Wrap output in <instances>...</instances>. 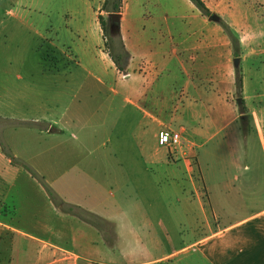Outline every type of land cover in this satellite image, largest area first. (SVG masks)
<instances>
[{
	"label": "rangeland",
	"instance_id": "374dc122",
	"mask_svg": "<svg viewBox=\"0 0 264 264\" xmlns=\"http://www.w3.org/2000/svg\"><path fill=\"white\" fill-rule=\"evenodd\" d=\"M101 1L0 0V221L19 229L0 223V264H59L63 253L58 247L79 255L77 264H138L140 259L172 252H179L175 260L158 264H186L198 253L180 250L202 232L194 224L200 209L192 198L201 177L197 160L207 180L205 188L198 185L210 199L206 198V207L221 213L223 221L262 206V199H234L231 192L227 196L225 188L234 185V176L242 180L258 175L262 180L257 184L264 189L261 146L243 117L232 122L231 117L220 119L217 128L224 130L215 136L210 131L198 141L202 147L184 152L191 176L182 160L163 148L158 154L157 124L144 121L147 125L139 134L136 111L123 108L122 98L135 88L144 69L139 66L118 74L99 23L103 15L110 26L109 14L102 10L105 0ZM185 1L123 0L121 34L123 29L130 35L137 56L149 59L153 52L160 59L167 54L158 69L155 98L169 99L172 86L179 89L186 81L172 54L174 47L183 55L179 43L197 26ZM208 1L210 14L218 15L220 22L235 32L231 19L261 42L260 52H244L237 69L249 80V93L264 90V0ZM220 22L211 21L213 27L223 29ZM161 41L164 48L159 47ZM99 49L107 52L110 64L101 59ZM228 65L231 71V56ZM210 72L200 76L203 93L191 88L179 96L180 102L213 104L207 82ZM111 91L121 95V103L116 101L112 108ZM240 96L236 90L228 100L236 103ZM66 107L67 118L79 116L72 129L56 140L39 139L36 131L45 126L32 120L47 114L61 116ZM223 111L230 114L229 109ZM206 115L198 108L180 124L189 131L206 128ZM68 205L102 212L112 220L113 232L103 235L90 224L76 222ZM190 225L197 229L190 230Z\"/></svg>",
	"mask_w": 264,
	"mask_h": 264
},
{
	"label": "crops",
	"instance_id": "0c3cea01",
	"mask_svg": "<svg viewBox=\"0 0 264 264\" xmlns=\"http://www.w3.org/2000/svg\"><path fill=\"white\" fill-rule=\"evenodd\" d=\"M125 1V0H124ZM103 2V0L101 1ZM100 2V3H101ZM209 8V1L205 0ZM186 6L193 14V19L196 21L197 26L188 33L180 42L179 47L182 52V56L179 53V49L173 47L172 54L175 55L179 64L182 67L183 74L186 77V81L179 86V89L182 88L180 93L179 89L174 86L170 89V98L160 99L154 97L155 86L159 80L158 69L161 64L167 61V54H161L162 57L158 59L156 56H159V53H153L149 55V59L145 57L137 56V52L131 46V37L124 33L122 29V37L124 43L128 50H131V61L128 69H136L139 66L144 69V72L138 74L139 79L135 84V88L130 90L123 98V108L131 107L133 108L135 114L138 117V129L139 134L143 127V131L146 127V120H148L149 125H158L159 132L156 135V139L159 141V134L163 131H182V146L173 154L174 157L178 158V161L182 160L183 168L187 174L189 170L188 159L185 158L184 152L191 151L194 147L196 150L202 147V144H199V140L206 136L210 131L214 133L212 136H215L224 128L219 127L220 119L224 117H231L229 122L237 120L239 117H243L246 123H251L252 131L255 134V137L258 139L262 154H263V164H264V90L258 89L255 92H250V82L245 76L243 77V89H242V99L244 100L245 108L244 112L240 110L238 106L239 103H233L228 99L233 97L236 92V70L237 68L230 67L228 62L233 58V48L229 36H227L223 29L213 27L210 20L205 19L204 15L195 7V5L190 1H185ZM122 28L124 14H122ZM232 26L234 27L235 32L239 36L240 42V56L241 61L245 58L246 51L250 53L260 52L261 42L254 39V37L246 32L242 27H238L237 24L231 20ZM97 25V24H96ZM100 34V33H99ZM101 37V45L105 43ZM83 40V39H82ZM84 41V40H83ZM170 44V42H169ZM264 45V44H263ZM160 48H164L165 44L163 41L159 43ZM104 61L107 60V52L105 50L100 51ZM262 52H264V47H262ZM81 57V56H80ZM82 59V57L80 58ZM83 61V59L81 60ZM80 61V63H81ZM222 61L223 64H220ZM225 62V64H224ZM109 63V62H108ZM110 64V63H109ZM210 64V66L208 65ZM149 65V66H148ZM208 65V67H207ZM147 68H143V67ZM140 68V69H141ZM211 69L210 75L207 78V82L212 87L213 96L209 97L214 101L213 104L204 106L196 103L190 99L186 101L179 100V96H184L186 92L194 90V92L203 93V85L200 84V76L205 70ZM225 68L226 73L222 72ZM117 72V71H116ZM118 74H121L118 71ZM101 82L100 80L98 81ZM261 81H258L260 84ZM111 96H108V101L110 103V108L113 107L116 101L121 103V95L118 91H111ZM205 109L206 119L204 124H207L208 127H194L189 131L186 126H182L180 122L182 120L188 119L187 113L191 112L195 114L196 109ZM121 112V104L119 105ZM230 110V114L227 115L223 110ZM68 111V108H65V111L61 116L53 117L51 115L37 117L32 122L43 123L45 128L36 131L39 139H51L56 140L59 137H63L70 129L76 124V117L78 115H71L67 118L68 115L65 113ZM165 118L166 120H163ZM210 125H212L210 127ZM215 128V129H214ZM188 134H192L193 138L188 137ZM141 138V137H139ZM195 141V142H192ZM140 146V142H139ZM159 153L162 152V146L159 145ZM56 149V147H55ZM165 148H163L164 150ZM166 150V149H165ZM167 151V150H166ZM168 153V152H167ZM187 154V153H186ZM179 156V157H178ZM198 157V155L196 154ZM4 158V157H2ZM198 159V158H197ZM10 162L11 159H8ZM31 167L35 166L30 162L25 163ZM197 168L201 174L200 183L195 186L196 190L193 191V197L197 200L199 209H200V218L198 221H195L194 224L202 231L201 234L184 247V251H195L198 253V256L189 258L186 261V264H264V189L259 188L257 182L262 180L258 175L256 176H247L241 180V177L234 176L231 182H235L234 185H228L226 188L229 196L230 192L233 193L234 199L250 198L251 202L258 201L262 199V206L258 209L252 210L250 213H244L241 217L231 218L229 221H223L222 214L218 215L214 210L206 207V198L210 201L208 194L202 192L203 189H200L198 185H202L204 188L206 186V177L203 176L201 167L199 166V161L197 160ZM189 176H191L189 174ZM193 178L190 180L192 181ZM244 183H247L245 185ZM247 187L251 189H247ZM245 202L244 204H247ZM245 206V205H244ZM223 212L227 214V208L222 207ZM230 210V209H229ZM92 213L104 218L105 220L112 221L107 219L102 212L96 210H91ZM231 215V210L228 213V216ZM76 222H83L86 225L90 224L81 218L71 215ZM230 218V217H229ZM148 220V219H147ZM1 224L6 227L17 229L11 224L1 222ZM91 226H94L90 224ZM197 226L190 225V230L194 231L197 229ZM95 227V226H94ZM100 233L101 231L95 227ZM114 228V227H113ZM19 231V229H17ZM23 233V232H22ZM26 234V233H24ZM103 234V233H102ZM104 235V234H103ZM34 239L41 240L39 237L30 235ZM104 237V236H103ZM104 240L106 241L105 237ZM48 245V242H45ZM108 246H112L107 243ZM52 245V244H51ZM55 248V246H54ZM58 249L63 253L58 259L59 264H77L80 256L68 250L66 248L58 247ZM179 252H172L161 256L159 258H147L140 259L138 264H158V263H168L170 260H175Z\"/></svg>",
	"mask_w": 264,
	"mask_h": 264
},
{
	"label": "trees",
	"instance_id": "16d2710c",
	"mask_svg": "<svg viewBox=\"0 0 264 264\" xmlns=\"http://www.w3.org/2000/svg\"><path fill=\"white\" fill-rule=\"evenodd\" d=\"M190 1L195 5V7L204 16L209 17L211 15L210 10L208 9L204 0H190ZM122 8H123V0H105L102 10L104 12H107L108 14L112 12L121 13ZM99 23L107 38L106 47L109 48L108 53L113 63L115 64L117 70L120 73L127 74V70H128L132 56L124 43L121 30L116 31L114 33V37L113 36L111 37L110 36V32H111L110 26H108V23L104 19L103 15L99 16ZM220 24L222 25L224 31L227 33V35L230 37L231 41L233 42L232 44H233V51H234L235 58L239 57L240 56V42H239L238 36L227 23L220 22ZM242 89H243V77L241 75V71L236 69V90L238 91L239 94H241L240 98H238V99H241V104H239V107H240V110L244 112L246 108H245L244 100L242 99ZM68 206H69V209H67L68 212L94 225L103 234L106 235L108 232H113L112 231L114 230L113 225L109 221L105 220L104 218L90 211L83 210L80 207H77L74 205H68ZM105 239H106V236H105Z\"/></svg>",
	"mask_w": 264,
	"mask_h": 264
},
{
	"label": "built area",
	"instance_id": "2783aa9c",
	"mask_svg": "<svg viewBox=\"0 0 264 264\" xmlns=\"http://www.w3.org/2000/svg\"><path fill=\"white\" fill-rule=\"evenodd\" d=\"M158 142L169 155L176 154L182 146V131H163L159 134Z\"/></svg>",
	"mask_w": 264,
	"mask_h": 264
},
{
	"label": "water",
	"instance_id": "95a60500",
	"mask_svg": "<svg viewBox=\"0 0 264 264\" xmlns=\"http://www.w3.org/2000/svg\"><path fill=\"white\" fill-rule=\"evenodd\" d=\"M108 17H109V21H110L111 32L115 33L116 31L121 30V23H122V17H123L122 13L112 12L108 15ZM209 19L213 22H219L220 21L219 16L216 14H211L209 16ZM240 62H241V59L239 57L234 59L235 68H239ZM237 102L239 104H241V99H237Z\"/></svg>",
	"mask_w": 264,
	"mask_h": 264
}]
</instances>
